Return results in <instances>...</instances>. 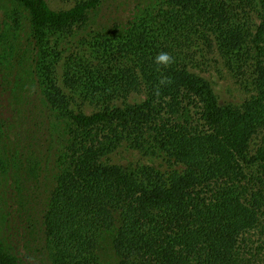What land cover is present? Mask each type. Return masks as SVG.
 <instances>
[{
    "label": "trees",
    "instance_id": "16d2710c",
    "mask_svg": "<svg viewBox=\"0 0 264 264\" xmlns=\"http://www.w3.org/2000/svg\"><path fill=\"white\" fill-rule=\"evenodd\" d=\"M11 1L28 15L33 72L60 129L41 215L49 264H264V134L249 152L264 131V0H162L123 29L113 25L96 41V63L77 58L63 73L65 87L98 103L90 114L71 109L47 47L105 0L60 11L45 0ZM212 46L237 69L248 61L254 96L220 105L188 70ZM160 53L172 63L157 65ZM132 94L144 98L130 103ZM123 142L161 153L169 169L127 173L104 162ZM0 264H25L1 237Z\"/></svg>",
    "mask_w": 264,
    "mask_h": 264
},
{
    "label": "rangeland",
    "instance_id": "374dc122",
    "mask_svg": "<svg viewBox=\"0 0 264 264\" xmlns=\"http://www.w3.org/2000/svg\"><path fill=\"white\" fill-rule=\"evenodd\" d=\"M45 1L52 10L60 11L79 0ZM161 2L105 0L72 35L51 38L47 52L51 56L57 54L56 76L71 97L74 112L93 113L98 103L64 86L62 79L67 62L80 58L86 63H96L93 48L100 35L117 23L123 29L140 9L154 8ZM260 12L258 5L250 14L251 29L258 24ZM28 39L27 13L11 0H0V237L9 251L25 264H49L43 248L41 215L54 186L56 159L61 149L60 129L42 99V86L32 64L36 50ZM236 67L228 64L212 46L197 54L188 70L209 82L220 105H239L254 96L256 90L248 61L243 62V68ZM143 98L142 94H132L127 101L138 103ZM120 103V100L114 101L117 106ZM263 134L264 131L250 141V153L256 151ZM103 160L127 173L142 167L160 172L169 169L161 153L137 150L124 142ZM107 256L108 261L112 260L110 253Z\"/></svg>",
    "mask_w": 264,
    "mask_h": 264
},
{
    "label": "clouds",
    "instance_id": "9594fccd",
    "mask_svg": "<svg viewBox=\"0 0 264 264\" xmlns=\"http://www.w3.org/2000/svg\"><path fill=\"white\" fill-rule=\"evenodd\" d=\"M154 62L157 65L167 66L172 63V57L168 53H160L154 58Z\"/></svg>",
    "mask_w": 264,
    "mask_h": 264
}]
</instances>
